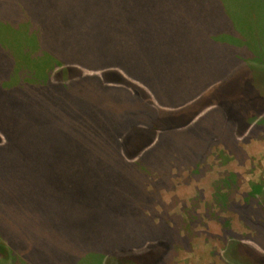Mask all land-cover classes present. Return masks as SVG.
Here are the masks:
<instances>
[{"label": "trees", "instance_id": "obj_1", "mask_svg": "<svg viewBox=\"0 0 264 264\" xmlns=\"http://www.w3.org/2000/svg\"><path fill=\"white\" fill-rule=\"evenodd\" d=\"M29 1L0 0V135L4 138V142L0 139V170L11 161L27 159L36 164L32 168H41L30 173L26 188L40 193L41 219L54 225L56 236L27 245L22 235L6 236L0 230V264H170L178 247L189 250L190 237L188 241L182 235L183 221L169 216L168 210L155 214V207H167L147 185L161 190L162 180L154 183V173L161 174L173 161L196 163L198 169L216 143L239 154L238 128L244 130L260 118L251 134L264 130L262 84L257 87L244 77L241 70L247 68L238 67L240 63L232 66V58L225 61L233 52L222 49L224 44L209 29L205 14L187 15L185 31L190 33L188 39L181 37V44L169 48V33L161 31L155 53L147 49L143 62L130 63L124 49L128 46L121 47L125 32L141 30L137 39L141 42L146 41L145 30L160 26L159 21L168 29L176 18L170 12L186 14V8L171 5L178 2L146 0L149 9L144 23L134 20L130 3L135 0H122V10L110 3L101 10L103 18H116L117 23L97 24L91 30L76 24L81 15L76 2L92 7L105 0ZM63 23L72 31V39L59 33ZM100 33L108 38L101 44ZM82 47L88 51H80ZM74 66L116 73L103 80L72 72L66 82L62 73L56 75ZM234 70L241 79L232 95L236 103L220 97L235 83ZM119 71L146 87L163 107L185 108L213 90L215 94L220 91L221 101H215L207 122L204 117L183 129L189 117L183 121L173 115V123L164 121L165 114L152 106L143 91L123 81ZM245 95L251 96L243 102ZM180 121L185 122L182 127L177 124ZM140 128L148 131L139 136L159 130L164 137L141 161L132 163L124 147L137 140ZM166 133L174 136L166 137ZM182 146H187L186 153ZM259 195H264L263 188L253 186L247 203L230 206L264 249V205ZM220 200L216 199L221 205ZM109 219L115 222L106 225ZM231 235L224 229L226 242ZM106 237L109 240L104 242ZM150 244L158 247L138 256H117L142 252Z\"/></svg>", "mask_w": 264, "mask_h": 264}, {"label": "rangeland", "instance_id": "obj_2", "mask_svg": "<svg viewBox=\"0 0 264 264\" xmlns=\"http://www.w3.org/2000/svg\"><path fill=\"white\" fill-rule=\"evenodd\" d=\"M110 3L116 4L120 10L124 9L122 0H105L92 7L91 5L84 6L77 1V10L81 15L76 24L78 26L88 25L87 27L92 30L93 26L97 24L117 23L116 18H103L104 13L101 10L108 8ZM170 3H176L171 5L187 10L185 15L183 13L178 15L177 11L170 12L176 18L172 20L173 25L168 29H164L163 24L161 25L159 21L160 26L152 27L150 32L145 30L147 32L146 41L141 40V42L137 41L138 34L143 33L141 30L133 28V30L125 32V39L121 47L123 49L124 43L128 46L124 49L125 52L128 51L127 59L130 63H138L139 60L143 62L147 49L155 53L156 40L161 31L169 33V48L181 44V37L186 39L189 37L190 32L185 31L186 23L189 20L188 16L199 18L205 14L208 16L206 20L209 21V29L216 35L217 41L224 44L222 49L229 48L233 52L225 58V61L232 58V66L237 67L240 63L238 67L247 68L248 70H241L243 76H248L250 82L253 81L257 87H261L262 84L264 90V0H171ZM28 4H30L29 0ZM67 9L66 5L64 15L67 13ZM130 9L135 14L133 17L137 23L145 22V15L149 9L146 0L133 1L130 3ZM207 9L208 11L205 13ZM23 17L25 18V16ZM66 25V23L61 25L59 33L72 39V31L65 27ZM77 25L76 30H79L80 27L77 29ZM89 34L90 32L86 33V35ZM98 39L101 44L108 38L100 33ZM140 43L142 44L141 48H139ZM137 49L141 51L138 52ZM80 51L86 52L88 47H82ZM224 54L228 55V53ZM129 68L132 69L133 66L130 65ZM236 70L232 77L234 81L236 80L235 83L227 87L220 96H227L225 98L227 102L236 103V99L232 100V95L235 94L233 92L238 87L237 81L240 79L239 72L237 71L236 74ZM72 72L73 74L76 72L80 77L98 76L106 80L108 75L116 73V70L92 71L74 66L58 70L56 75L62 73L61 79L66 82L68 79L70 80ZM118 73L123 76V81L132 88L140 89L149 97L152 106L160 114H165L164 121L173 123L175 117L183 118V121L189 117V123L183 129L197 124L204 117L203 121L207 122L209 120L207 115L215 108V101H221L218 99L220 91L215 94L213 90L205 95L204 99L194 100L185 108L163 107L141 83L129 79L120 71ZM54 79L56 81L57 77ZM250 89H252L251 86ZM262 94L264 97V91ZM237 95L241 97L240 94L237 93ZM250 96L245 95L242 101H247ZM242 101L241 103H243ZM210 116L215 117L216 115L212 113ZM183 121L177 124L182 127L185 124ZM259 121L260 118L248 123L244 130L237 129L239 154H232L223 144L216 143L212 145L203 162L197 167L198 169H196V163L173 161L169 165L171 167L161 171V174L154 173L156 177L154 183L162 180V183L165 184L162 186L161 183L159 191L148 184V190L167 207V209H164L163 206L155 207V214L161 215L166 212L165 210H168L169 216L183 221L182 235L187 237L188 241L190 237L189 250L182 246L178 247V250L174 251L170 264H264V249L254 240L257 235L247 227L237 211L230 206L231 203L235 205L247 203L253 186L262 187L264 192V130L258 134H251ZM140 130L135 133L134 129L133 133L139 136L140 133L148 131L145 128H140ZM162 136L164 137L162 132L157 130L149 132L148 135L139 136L136 138L137 140L133 139L131 142H127L124 147L126 159L129 162L138 163L150 150L156 148L160 140L162 141ZM165 136L171 138L174 134L166 133ZM0 139L4 142L2 136ZM185 148L187 146L181 147L183 153H186ZM154 154L156 153L154 152ZM32 164L33 162L28 159L15 160L0 170V230L6 236L18 238L22 235L27 245L53 239L56 236L54 225L46 224L41 219L44 211L39 205L41 202L40 193L30 192L26 188L27 177L30 176V173L41 170L40 167L32 168ZM35 165L33 164V166ZM221 197L224 199L220 200ZM216 199L220 200L222 204L220 205L219 202L218 204ZM257 199L264 205V195H259ZM151 214L152 211L147 215ZM114 222V219H109L105 224L110 225ZM224 229H228L233 235L228 238V242L224 238ZM102 233L105 234V231L103 230ZM108 240L109 238L106 237L104 242ZM154 245L150 244L142 252L132 251L126 254L120 253L117 256H138L151 247L153 249L158 247Z\"/></svg>", "mask_w": 264, "mask_h": 264}, {"label": "crops", "instance_id": "obj_3", "mask_svg": "<svg viewBox=\"0 0 264 264\" xmlns=\"http://www.w3.org/2000/svg\"><path fill=\"white\" fill-rule=\"evenodd\" d=\"M189 123V122H188Z\"/></svg>", "mask_w": 264, "mask_h": 264}]
</instances>
